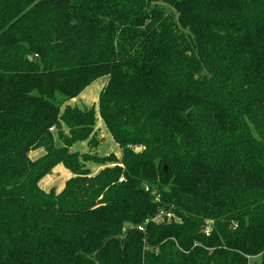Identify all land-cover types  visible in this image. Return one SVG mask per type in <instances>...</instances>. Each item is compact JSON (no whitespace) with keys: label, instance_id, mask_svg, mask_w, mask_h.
<instances>
[{"label":"trees","instance_id":"trees-1","mask_svg":"<svg viewBox=\"0 0 264 264\" xmlns=\"http://www.w3.org/2000/svg\"><path fill=\"white\" fill-rule=\"evenodd\" d=\"M0 264H264V0H0Z\"/></svg>","mask_w":264,"mask_h":264},{"label":"rangeland","instance_id":"rangeland-1","mask_svg":"<svg viewBox=\"0 0 264 264\" xmlns=\"http://www.w3.org/2000/svg\"><path fill=\"white\" fill-rule=\"evenodd\" d=\"M107 77L101 76L95 79L89 86H87L76 98L68 100L66 104L71 106H78L79 108L90 107L92 104L96 105L97 97L100 89L106 83ZM97 137L100 138V142L97 147L91 149V152H95L99 156L107 155L109 153H116L119 155V148L107 132L101 120L98 118L95 125ZM58 145L59 142H56ZM71 149L80 152L88 151V147L85 142H77L72 145ZM41 154V151L37 152L33 157H37ZM32 156V155H31ZM90 164V163H89ZM87 164V166L89 165ZM98 169L97 166L91 165L90 170L94 172ZM70 177V172L60 164L53 167L50 173L42 177L39 181V186L45 190L56 188L59 190L64 181ZM252 261L260 262L259 257H255Z\"/></svg>","mask_w":264,"mask_h":264},{"label":"built area","instance_id":"built-area-1","mask_svg":"<svg viewBox=\"0 0 264 264\" xmlns=\"http://www.w3.org/2000/svg\"><path fill=\"white\" fill-rule=\"evenodd\" d=\"M118 181H122V178H119V180ZM167 216V217H169V213H165L164 211H159L158 212V214H157V216L155 217V218H159V217H162V216ZM137 229L139 230V231H141V232H143L144 231V227H143V225H139L138 227H137Z\"/></svg>","mask_w":264,"mask_h":264},{"label":"crops","instance_id":"crops-1","mask_svg":"<svg viewBox=\"0 0 264 264\" xmlns=\"http://www.w3.org/2000/svg\"><path fill=\"white\" fill-rule=\"evenodd\" d=\"M40 150H36V151H31L30 153H29V155L31 156V157H33L37 152H39ZM62 166V165H61Z\"/></svg>","mask_w":264,"mask_h":264}]
</instances>
